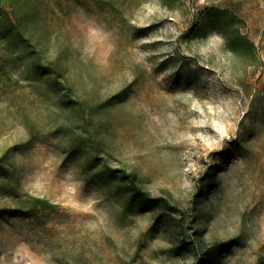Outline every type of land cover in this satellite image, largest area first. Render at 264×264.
<instances>
[{"label": "rangeland", "instance_id": "rangeland-1", "mask_svg": "<svg viewBox=\"0 0 264 264\" xmlns=\"http://www.w3.org/2000/svg\"><path fill=\"white\" fill-rule=\"evenodd\" d=\"M212 6L245 21L250 53ZM16 12L0 6V264H264V0Z\"/></svg>", "mask_w": 264, "mask_h": 264}, {"label": "trees", "instance_id": "trees-1", "mask_svg": "<svg viewBox=\"0 0 264 264\" xmlns=\"http://www.w3.org/2000/svg\"><path fill=\"white\" fill-rule=\"evenodd\" d=\"M18 1L19 0H0V6L3 7L4 11L6 10L9 19H11L10 16L19 17V14L16 12ZM206 14L208 15L210 26L215 28L224 37L232 53H239L241 51L250 53L254 45L248 40L247 34L242 31L246 26L244 20L228 8L208 7ZM117 174L120 175L122 180L129 183L133 199L141 200L147 207L156 202L155 198H152L148 192L139 186V177L137 174L127 173L124 170H117ZM33 201L35 206H40L42 208L53 207V204L47 199L33 198ZM214 256V248L206 250L205 259H211Z\"/></svg>", "mask_w": 264, "mask_h": 264}]
</instances>
